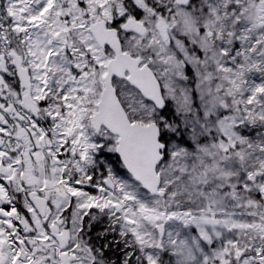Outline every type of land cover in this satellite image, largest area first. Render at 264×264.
<instances>
[{
  "label": "snow or ice",
  "instance_id": "snow-or-ice-1",
  "mask_svg": "<svg viewBox=\"0 0 264 264\" xmlns=\"http://www.w3.org/2000/svg\"><path fill=\"white\" fill-rule=\"evenodd\" d=\"M0 264H264V0H0Z\"/></svg>",
  "mask_w": 264,
  "mask_h": 264
}]
</instances>
